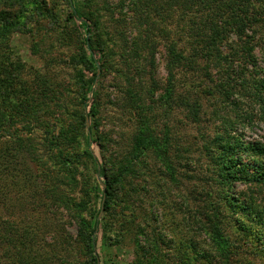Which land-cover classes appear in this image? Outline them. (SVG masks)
Masks as SVG:
<instances>
[{
	"label": "rangeland",
	"instance_id": "rangeland-1",
	"mask_svg": "<svg viewBox=\"0 0 264 264\" xmlns=\"http://www.w3.org/2000/svg\"><path fill=\"white\" fill-rule=\"evenodd\" d=\"M18 1L19 30L0 37V73L8 76L2 89L12 88L13 98L16 90L22 94L13 116L3 111L9 101L0 108L8 116L0 128V264H84L83 240L96 217L103 228L93 235L106 240L98 244L101 264H212L194 249L212 251L205 234L211 222L223 237L240 239L233 237L232 210L215 207L223 194L206 147L223 116L245 113L253 122L239 121L238 132L264 144V103L251 88L264 81V15L255 34L256 65L231 53L229 80L221 61L206 67L202 57L192 58L194 18L173 0H78L97 18V40L106 46L84 107L93 72L81 57L85 32L68 0ZM173 44L188 61L172 66ZM1 93L0 102L8 95ZM195 100L196 120L189 110ZM82 114L86 128L78 123ZM94 119L105 144L101 152L91 139L90 150L123 177L108 212L98 202L102 178L87 158ZM228 194H252L264 206V188L238 183ZM238 218L252 224L244 213ZM252 240L259 248L260 237ZM237 245L243 264H264L263 253Z\"/></svg>",
	"mask_w": 264,
	"mask_h": 264
},
{
	"label": "trees",
	"instance_id": "trees-1",
	"mask_svg": "<svg viewBox=\"0 0 264 264\" xmlns=\"http://www.w3.org/2000/svg\"><path fill=\"white\" fill-rule=\"evenodd\" d=\"M173 2L182 11V14L190 13L192 18L198 20L194 22V19H192L194 25L190 29H194V31L189 34L192 38V58L202 57L206 67H208L209 62L211 65L214 60L221 61L222 65L225 64L227 66L226 69L223 68L226 72L224 77L229 78V80L232 79L230 77L233 74L231 70L228 71L233 63L231 53L241 54L246 63L256 65L257 40L255 34L259 19L264 15V0H173ZM68 3L71 9V17H73L75 23L78 20L81 21V28L85 32V36L82 37L81 57L85 66L93 72V76L86 87V95L83 96V104L86 107L87 92L92 89L99 67L103 66L106 46L97 40L99 38V22L91 12L83 11L82 7H85V4L78 0H68ZM136 4L137 2L134 3V5ZM39 6V4L36 6L38 11ZM23 7L24 5L18 0H4V4L0 6V37L8 38L13 32L19 30L18 24L22 17ZM88 11H90L89 8ZM182 50L178 44L172 45L170 50L172 66L181 65L183 61L189 60L188 55ZM7 78L8 76L5 73H0L1 94H8L4 96L7 98L0 102V108L2 104L9 101L10 108L6 110L2 108V110L9 112L10 109V115L13 116L17 112L15 110L17 106L15 105L19 103L16 99H19L22 94L19 90H16L17 94L13 98L11 96L14 92L12 88L2 89L4 84L2 80ZM22 88L21 90L25 91L24 87ZM251 88L254 90L253 99L262 106L264 103V81L255 83ZM221 90H223V86ZM198 105L196 100L194 105H189V110L194 120L199 115L200 109ZM92 109L88 112V115L93 119V117L98 115V107L95 105ZM4 112L0 109V128L2 129L6 127L5 122L8 117H4V114H6ZM253 117L254 115L251 113H245L244 116L236 115L234 118L223 116L219 129L209 139V146L206 147V155L210 159L212 166V175L220 186L219 194H223L221 203L218 202L215 207L221 205V210L225 208L232 210L235 216L232 222L233 237L240 239L237 240L238 242H233V240L223 237L218 224L215 221L211 222L205 234L212 239L206 241L209 242L208 245L212 251L202 249L200 250L201 252H198V246H195L194 249L197 255L201 253L200 256H208L212 259V264H243L244 257L240 256V252L237 251L236 243L243 246L244 252L250 248L252 250V245H249V242H252V239L256 237H260L257 242L259 248L255 246L253 254H264V206H261L257 202V198L252 196V194H244V196L236 199L228 194L238 183L245 184L249 188H264V144L255 141H245L236 126L239 121L252 123ZM78 123L83 128H86V116L84 114L80 116ZM93 123L90 126L89 134L85 136L87 158L92 162L94 170L96 172L99 171L102 178L104 190L101 191L99 184H97L99 192L98 202L100 209L104 207L105 212H108L113 201L119 197L122 191L123 177L120 172L102 164L99 157L91 152V139L94 140L96 147L101 152L105 144L103 137L94 133V128H97L95 119ZM159 152L160 155L166 153L160 148ZM99 211L95 213V217L98 216ZM242 213L246 215L244 219L252 224L262 225V227L257 228L252 224L248 225L245 220L239 219L238 215ZM102 228L103 222L97 220L96 217L91 233L85 236L86 240H83L86 250L84 264H101L97 252L98 244L100 241L103 248L106 240L104 238L99 240V236L96 237L93 234L97 229L101 230ZM23 242L24 240H22V244ZM11 258H14V256Z\"/></svg>",
	"mask_w": 264,
	"mask_h": 264
},
{
	"label": "water",
	"instance_id": "water-1",
	"mask_svg": "<svg viewBox=\"0 0 264 264\" xmlns=\"http://www.w3.org/2000/svg\"><path fill=\"white\" fill-rule=\"evenodd\" d=\"M100 169V168H99ZM102 185L104 186V184L102 183Z\"/></svg>",
	"mask_w": 264,
	"mask_h": 264
}]
</instances>
